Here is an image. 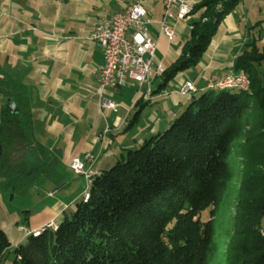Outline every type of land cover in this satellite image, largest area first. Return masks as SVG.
<instances>
[{"label": "trees", "instance_id": "trees-1", "mask_svg": "<svg viewBox=\"0 0 264 264\" xmlns=\"http://www.w3.org/2000/svg\"><path fill=\"white\" fill-rule=\"evenodd\" d=\"M236 1L202 0L193 7L189 35L179 55L160 73L161 86L197 65L220 18ZM262 63L264 51L254 42L248 44L236 57L234 71H246L249 92L207 90L187 97L184 110L165 130L150 135L138 148L123 150L109 168L92 177L87 199L76 202L70 216L64 215L53 230L29 234L13 248L12 260L7 257L12 244L0 226V264H203L213 226L211 212L204 222L200 214L227 171L231 143L247 108L254 111L257 124V146L247 149L254 155L253 209H242L240 232L227 260L264 264ZM17 108L12 115L4 106L1 119L6 123L19 118ZM142 108L137 100L130 125Z\"/></svg>", "mask_w": 264, "mask_h": 264}, {"label": "crops", "instance_id": "crops-1", "mask_svg": "<svg viewBox=\"0 0 264 264\" xmlns=\"http://www.w3.org/2000/svg\"><path fill=\"white\" fill-rule=\"evenodd\" d=\"M133 1L0 0V93L22 97L23 103L16 102V105L27 113L31 135L42 128L45 134L52 136L54 146L49 151L56 155L57 164L61 162L69 170L73 159L83 160L84 155L90 153L95 162L85 163L84 168L99 174L109 168L123 150L132 149L133 146L130 148L127 144V131L135 123L129 124L131 113L135 111L134 103L139 100L144 108L152 100V96L149 101L142 100L135 89L130 106L116 104L114 112L101 111L100 102H113L111 99L120 94L123 87L117 91L106 89L101 96L96 91L95 74L104 60L100 48L91 41L92 30L101 19L123 12ZM201 1L187 0L192 7ZM143 7L151 18L148 36L155 43L153 65L155 69H164L179 55L189 35L191 18L174 23L175 36L169 40L159 32L163 0H143ZM253 42L264 51V0H237L220 18L189 79L175 75L176 88L165 92L167 84L161 86L159 75L154 73L160 80L156 87L152 82V95L159 94L155 101L169 100V105L178 107L186 105L187 99L177 93L182 84L192 83L197 90L194 95L207 91L209 84L234 72L236 57ZM10 87L14 91L11 92ZM7 101L12 100L7 99L5 103ZM153 126L146 134L157 130L159 124ZM56 175L61 184L55 192L71 186L61 174ZM76 193L78 198L82 191ZM64 209L63 202H57L35 215H28L26 227L13 224L8 236L12 244L9 251L48 224L57 226L61 222L56 223L60 214L65 215ZM11 219L0 211L2 229L10 221L14 223Z\"/></svg>", "mask_w": 264, "mask_h": 264}, {"label": "rangeland", "instance_id": "rangeland-1", "mask_svg": "<svg viewBox=\"0 0 264 264\" xmlns=\"http://www.w3.org/2000/svg\"><path fill=\"white\" fill-rule=\"evenodd\" d=\"M261 66L264 69V63ZM152 71L153 75L154 73L160 75L163 70L156 72L154 64ZM194 71L195 66H192L186 70L179 71L176 75L189 79L190 74ZM239 73H243L247 80L246 91L242 89L239 91L249 92L251 80L245 70L234 71L231 75L235 76ZM152 82L154 85L151 83V102L143 108L131 129L127 131V138L129 139L127 144L130 148L133 146L132 149L138 148L143 140L150 135L165 130L167 127L163 128V126L170 119L172 120L174 117L172 115L173 112L175 111L176 114H179L186 106L169 105V100L155 101L156 99L154 98L158 97L159 94L152 95V85L158 86L160 80L153 76ZM176 82L175 78L168 80L167 86L163 91L169 92L171 89L176 88ZM10 88L11 92L14 91L12 87ZM135 89L139 97L144 100V88L138 89L134 83L124 86L121 89V93L116 94L111 100L115 105L117 104L121 107L130 106ZM7 99H11V102H17L19 105L23 103V99L21 96L12 94L3 96L0 93V144L2 146V156L0 157V211L4 217L13 218L11 220L14 223H10V221L3 227L4 232L9 236L11 229L14 227L13 224L17 223L18 226L26 227L28 215H35L57 202H63L65 215L70 216L74 210L75 203L81 199H87L85 196L88 194L90 183L87 182L84 175L75 174L71 171L72 169L65 168L61 162L57 164L56 155L49 151L54 146L52 144L53 137L47 133L45 134L42 128L41 131L36 129L32 133L35 141L33 140L28 133L30 120L26 116L27 113L20 106L19 118L10 119L6 123L1 119L2 109L4 106L7 108L8 104L11 103H5ZM134 112L132 111L131 115ZM157 124H159L157 130L150 132L151 134H146L149 128ZM256 125L254 111L247 108L241 117L235 139L231 143V151L226 166L227 171L223 178L219 180L209 199L203 204V208L206 210L200 214V219L203 222L209 220V213L211 212V226H213L210 231L209 255L203 264H230L227 257L240 232L242 209H253V203L250 199L254 195L256 182L251 175L250 161L254 155H249L247 149L251 145L257 146V141H255ZM94 162L95 159L93 160ZM84 170L87 171V167ZM89 170L92 172L91 168ZM58 173L68 180L71 186L55 192L61 184V181L57 179L56 174ZM79 191H82V193L77 198L76 192ZM59 219V221H56L57 224L63 220V215L60 214ZM50 224L45 228L52 229ZM262 224L263 233L264 218ZM24 242L25 238L23 239ZM8 252L7 257L12 260V252Z\"/></svg>", "mask_w": 264, "mask_h": 264}, {"label": "built area", "instance_id": "built-area-1", "mask_svg": "<svg viewBox=\"0 0 264 264\" xmlns=\"http://www.w3.org/2000/svg\"><path fill=\"white\" fill-rule=\"evenodd\" d=\"M192 6L187 0H163V16L159 21V32L169 40L175 36L173 26L177 21H186L191 17ZM151 25L150 14L143 7V0H134L123 12L109 18H103L92 30L91 41L100 48L104 64L96 71V91L101 96L106 89L119 90L127 84L134 83L138 89L144 88L145 101L151 99L155 43L148 36ZM161 67L156 72H161ZM244 74L225 77L228 83L243 84ZM217 82L207 87L218 88ZM196 88L191 83H184L179 88V95L187 97ZM101 111H116L117 105L102 100ZM94 157L87 153L83 160H72L71 169L75 174L84 175L90 183L93 173L84 170V164L93 163ZM86 194V193H85ZM85 197H88L86 194ZM52 229L56 226L50 224ZM40 232V231H39ZM39 232H35L37 235Z\"/></svg>", "mask_w": 264, "mask_h": 264}, {"label": "bare ground", "instance_id": "bare-ground-1", "mask_svg": "<svg viewBox=\"0 0 264 264\" xmlns=\"http://www.w3.org/2000/svg\"><path fill=\"white\" fill-rule=\"evenodd\" d=\"M224 83H225V78L223 80L217 81V85H221L220 87H218V88L207 87V88H208V90H225V89L240 90V89H242V90H245V91L247 89V80H246L245 76L243 78V84H237L236 85L235 83H228L227 85H224ZM196 91L197 90L193 91V93H190L188 96L196 93ZM143 98L145 99V93L143 95Z\"/></svg>", "mask_w": 264, "mask_h": 264}, {"label": "water", "instance_id": "water-1", "mask_svg": "<svg viewBox=\"0 0 264 264\" xmlns=\"http://www.w3.org/2000/svg\"><path fill=\"white\" fill-rule=\"evenodd\" d=\"M186 83H189V82H186ZM192 84V83H191ZM183 85V84H182ZM193 85V84H192ZM180 88V87H179ZM7 110L9 111V113H11L12 115H16L18 113V108H17V105L16 103L14 102H11L8 104L7 106ZM93 173V172H92ZM96 175V173H93V175ZM34 234V233H33ZM35 235V234H34ZM13 250V249H12ZM11 250V252H12ZM9 251V250H8ZM9 253V252H8Z\"/></svg>", "mask_w": 264, "mask_h": 264}]
</instances>
